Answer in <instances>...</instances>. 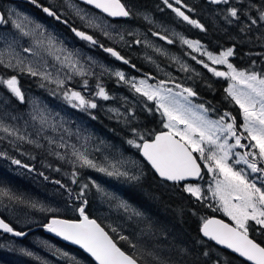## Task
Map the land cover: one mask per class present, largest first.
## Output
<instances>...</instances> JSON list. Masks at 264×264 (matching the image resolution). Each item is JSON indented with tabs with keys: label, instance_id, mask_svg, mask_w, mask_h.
Returning <instances> with one entry per match:
<instances>
[{
	"label": "snow or ice",
	"instance_id": "snow-or-ice-1",
	"mask_svg": "<svg viewBox=\"0 0 264 264\" xmlns=\"http://www.w3.org/2000/svg\"><path fill=\"white\" fill-rule=\"evenodd\" d=\"M84 2L93 5L110 17L126 18L132 15L131 10L121 0H84ZM209 2L214 5H230V0H209ZM31 3L38 8H42L43 12L48 16L55 17L58 21L61 20V16L51 7L40 5L38 0H31ZM65 3H68L69 7L75 8L69 0H65ZM163 3L177 17L200 28L202 31L207 30L203 24L197 20L190 19L189 15L182 10V7L188 8L187 5L183 4V0H172V2L163 0ZM174 5H181L182 7ZM242 8L243 0H236V5L228 6L222 13L223 19L229 25L234 22L241 23L242 18L246 19L248 23L243 24L240 28L242 33L250 30L249 25L264 22V5L257 7L252 0H248L247 8H244L243 11L241 10ZM253 9L256 11L255 17L252 15ZM75 14L88 27L101 29L105 37L115 38L112 33L104 30L100 24L96 23L95 18L82 14V10L75 9ZM144 19L152 23L148 16H145ZM9 21L22 36L32 38L35 47L43 48L48 55H54V58L63 67H67L70 72L81 77L95 75L91 70L95 65L94 61L86 68L77 58V54L69 52L62 47H57L55 38L51 34H47L40 24L35 23L22 13L15 12L13 9H9L6 13L0 12V25L7 24ZM63 23L67 24L68 22L64 20ZM71 31L77 37L88 41L93 46L99 43L97 39L85 31L78 30L75 27H72ZM117 35L120 41H125L124 33H117ZM127 35L132 36L133 33L128 32ZM152 35L166 40L169 44L173 43V40L166 35H161L160 32H152ZM180 40L182 44L187 45L194 52H201L203 56H206L211 65L226 66L227 71H221L203 60L197 61V63L203 64V67L214 76L228 79L229 83L225 92L227 97H230L231 101L239 107L243 120V123L239 125V129L242 131H238L236 118L228 112H224L218 119H210L207 115L209 110L203 104L194 105L192 103L190 97L197 95L192 88L175 84V88L180 89V91L176 92L172 87L167 86L172 83L171 80H161L158 84L152 85L148 83L147 79L138 81L135 78L128 79L123 71L117 70L110 72V74L117 77L118 82L129 85L135 93L141 94L147 101L155 102L156 111L160 112L164 118L163 128L166 129V131L155 133L152 138H145L136 128H132L133 137H139L140 142L138 143L133 138L129 139L127 143L139 150L162 182L179 183L190 178L202 179V170L206 169L211 176V183L207 191L217 204L215 210L222 211L228 218V222L215 217H202L199 228L200 233L219 245H225L228 249L246 258L247 261L253 262V264H264V246L250 238V232H257L264 236V74H258L255 71L238 70L229 62V58L235 54L234 47H229L218 54H214L204 49V46L198 40L193 41L182 36ZM0 41H4L3 36H0ZM4 42L6 43L4 51L14 52L13 44L15 41L11 43ZM141 42L139 38L133 41L135 44H140ZM143 43L151 46L146 39ZM100 47L104 52L123 61V63H130L114 48L104 47L102 44ZM23 51L30 52L37 57L40 56V53L35 52L32 46L24 48ZM155 51L161 52V49L156 48ZM60 53H63V58H61ZM2 55L3 53L0 52V64L4 63ZM11 58L10 56L9 59ZM192 59L196 60V57L193 56ZM19 65H24V61L19 59L17 55L16 65L8 63L6 67ZM45 67H47L46 61ZM133 67L135 66L133 65ZM182 68L185 71L188 70L187 66L182 65ZM20 71H27L32 76H40L43 80H47L50 83L54 82L57 85V90H62L64 100L74 108L87 110L97 107V103L93 99H87L81 91L66 88L64 79L56 78L53 80L51 72L40 71L30 64L20 67ZM105 71L110 70L105 69ZM71 78V76L68 77V79ZM0 85L5 86L20 101L24 100V95L15 75L7 79L0 77ZM84 88L85 90L88 89L87 79L84 80ZM91 95L104 100L110 99L109 94L100 83H97L96 91L91 93ZM111 111L119 112L118 109H111ZM32 118L33 120H39L42 127L50 126L55 130L54 123L49 125V118L43 112L33 115ZM0 131L16 137L19 141H26L30 144H36L37 147H42L36 141L19 133L18 129L7 126L2 121H0ZM230 137L234 142H230ZM46 139H48L49 145L57 143L51 138ZM243 140H248L249 143L246 145L242 143ZM57 147H66V145L57 144ZM72 149L71 156L75 157V159H70L69 162L74 167L71 174L73 184L78 183L76 178L79 173L75 170L77 163H79L80 167L95 169L109 177H123L130 181H138L141 178L142 174L132 175L129 171L122 170V165L119 162L108 161L107 164H98L89 158L86 149L81 151L75 146H72ZM237 149H244V151L240 152ZM50 154L56 155L61 160L65 159V156L59 152ZM5 155L6 153L0 152V156ZM105 159L107 160V158ZM12 163L21 165V161L18 159H12ZM240 165L246 167H238ZM23 167L28 168L29 171L33 170L27 164L23 165ZM56 170L59 171V169ZM40 175H43V173H40ZM45 179H48V177H45ZM54 182L66 188L59 180ZM90 186L96 188L98 192L109 196L110 199H117L116 206L122 208L126 213H131V216L142 217L143 214L141 212L132 209L126 202L118 200L111 194L105 193L101 186L92 180L80 185L79 193L75 196L76 200H82ZM66 191L69 197L73 195L72 189L66 188ZM183 191L190 194L197 201L207 199L202 187L199 185L184 183ZM0 197H8L9 200L29 203L31 207H37L36 203L23 201L20 197L14 196L4 189H0ZM86 204L87 200H83L79 207L74 208V211L79 213L78 219H60L53 216L48 223L44 224V228L64 240L79 245L94 258L96 264H138L135 254H128L118 247L112 236L95 219H91L86 214ZM41 210L47 212L58 211L57 209L44 208L43 206H41ZM178 211L179 214H183V209ZM0 229L15 236L25 235L24 232L15 231L3 219H0ZM112 231L115 232L117 230L113 228ZM118 239L127 241L132 248L137 247V245L132 244L127 236L119 235ZM21 251L24 250L21 249ZM179 251L182 256L191 254L186 248H181ZM26 254L32 255L30 252ZM148 255L153 256V259L158 264H169L168 261H160V258L154 256L151 252ZM202 255L207 258L203 261V264H209L211 260L210 253L205 251ZM196 260L198 261L199 258L197 257ZM214 264H219L218 258Z\"/></svg>",
	"mask_w": 264,
	"mask_h": 264
},
{
	"label": "rangeland",
	"instance_id": "rangeland-1",
	"mask_svg": "<svg viewBox=\"0 0 264 264\" xmlns=\"http://www.w3.org/2000/svg\"><path fill=\"white\" fill-rule=\"evenodd\" d=\"M253 1H261V0H252ZM65 0H59L60 4H63ZM69 2L75 6V8L69 7L68 3H66V10L70 12L76 19L78 23H80L83 27H85L90 33L95 35V38L99 41H105L109 45H105L107 47H118V49H127L136 52L135 58L145 61L146 63L150 64L151 68H143L140 64L135 60V62H131L129 64H116L114 62H111L106 58L103 54L99 53L93 46L85 48L87 45L82 43H75L74 40H77L75 37H73L71 34H67L65 32H62L60 30H57V28L49 23V20H43V16H38L35 12L32 10L26 8L25 4L19 2V3H8L7 0H5L4 6L7 7L4 9L5 13L9 9L15 10V12L22 13L23 15L27 16L29 19L34 21L37 24H40L45 32L47 34H51L56 41L57 47H62L66 49L69 52L77 54V58L80 60L82 64L85 65L87 68L89 64H91L92 61L95 62V65L92 67V71L95 73L93 76H84L86 79H89L88 77H91L92 81L90 82L88 80V89L85 90L84 88V77L75 75L74 73L70 72V70L67 67H63L59 61H57L54 58V55H48L47 52L43 50V48L35 47L33 45L32 38L30 37H24L22 36L17 29H15L12 25V23L9 21L7 24H2L0 26V36L4 37V41H7L8 43H11L15 41L13 44L14 52L9 53L7 51H4L6 48V43L4 41H0V52L3 53L2 58L4 60L3 64H0L7 68L9 71H11L13 74H10V76L15 75L18 79L19 86L21 88V91L24 95V100L20 101L16 97L13 98L10 94L7 93L8 89L0 85V121H2L5 125L10 126L14 129H18L19 133L25 135L26 137H29L30 139L36 141L38 144L42 145L46 150H50L49 152H59L61 155L65 156V159L62 161L69 162L70 159H75V157L71 156L72 152V146H75L77 149H80L81 151L87 150V154L89 155V158L96 161L98 164H107L108 161H114L119 162L122 165V170L129 171L132 175H141L140 180L138 181H130L123 177L116 178V177H109L105 173H101L96 171L95 169L91 168H83L79 166V163L76 164L75 168L76 171L79 173L81 170H86L89 173L92 172L96 176L92 177L91 180L95 181L98 185L101 186V188L104 190L105 193L111 194V196H114L118 198L120 201H124L129 205L132 209L141 212L143 215L142 217H135L131 216V213H126L122 208H118L117 205V199H110L109 196L104 195L101 192H98L96 188L92 187V191H94L93 194V201L91 203V200L89 201L88 210H92L93 212H97V214L103 218V221L105 224L110 228L112 231L113 228H115L117 231L113 232L115 234H118L119 232L123 234H127V230H133V229H127L125 227H133L137 225L141 221H145L148 219L147 213H143L142 207L138 208L137 206H131L129 203H131L128 199L125 198L124 194H122V191H125L127 188L131 186L137 185L141 179L146 178V174L143 169L142 162L140 159L133 153H130L127 151V153H122L123 149L114 150L110 148L108 145L107 140H104L102 137L98 136L96 133L97 131L92 129L89 126L88 121L82 117V115L78 114L68 106H65L62 104V102H51L47 98L39 95L36 93L35 89L42 88L44 86L42 85H52L55 89H57V85L52 82L50 83L47 80H43L40 76H32L27 71L21 72L20 67H23L24 65H31L32 67L38 68L40 71H48L51 72L53 80L56 78L64 79L65 80V86L66 88H71L76 91H81L82 94L87 99H93L97 105H101L109 115H116V114H122V117H131L129 113H132L133 108H141V102H151L152 107L156 110V104L154 101H147L145 97H143L141 94L135 93L134 90L130 88L129 85L123 84L126 87L127 94L122 90H114L108 87V82L113 80H118L117 77L114 75H111L110 72L112 71H123L125 73L126 78L132 79L135 78L137 81L140 79H147L149 84L156 85L161 80H171L172 82H179L182 79L180 78V75L178 73H181L186 71L182 68V70L179 68L178 65L173 64L170 66L168 70H166L168 67L165 66V64L157 63V60L162 61H169L166 57H170L172 61H174L176 64H180L181 62H187L189 57H193L192 53H189V55L180 56L176 53L174 49L165 48V45L159 41L158 39L154 38L148 31H153V26H158L155 24L156 21L164 22L165 17L163 15L157 14L156 18L154 16L147 15L146 13L141 14L144 18L145 16H148L152 23H150L148 20L144 19V22L146 24H133L132 21L129 22V20H112L107 16H104L100 13H97L95 10L90 9L84 5H81L80 3H75L72 0H69ZM236 0L232 4L235 5ZM243 5H248V0H243ZM228 7L226 5H221ZM232 6V5H231ZM46 7V6H45ZM224 8V7H223ZM75 9L82 10V14H86L89 17L95 18V22L100 24L104 30L109 31L112 33V35L115 37L114 39L105 37L103 35V31L101 29L88 27L84 21H81L79 17L75 14ZM135 13L138 15V11L134 10ZM140 14V13H139ZM215 26V23L213 24ZM151 26V27H150ZM73 27V26H72ZM263 34H264V25H261ZM76 28V27H75ZM155 30V29H154ZM132 32V36H128L127 33ZM255 35L261 34V30L259 28V25H257V30H254ZM117 33H124L125 34V41H120L119 36ZM184 36V35H183ZM137 38H139L142 42L140 44H135L133 41H135ZM147 40L151 46H148L143 43L144 40ZM178 43L182 45V42L180 40V37H178ZM201 44L204 46V49L213 52L214 54H218L220 51L227 49H221L220 51H213L211 49H207L203 42ZM184 45V44H183ZM182 45V46H183ZM32 46L35 52H39L40 56H34L30 52H24L23 49L26 47ZM187 46V45H185ZM159 48L161 49V52H156L155 49ZM190 49V48H189ZM193 51L192 49H190ZM194 52V51H193ZM198 55H200V52H195ZM17 55L19 59H22L24 61V65H19L16 67H6L8 63H11L13 65H16L17 63ZM61 58H63V53H60ZM12 57L9 59V57ZM106 58L103 60V58ZM175 57V59H173ZM197 57V56H195ZM91 58V60H89ZM170 59V60H171ZM206 63H209L210 66L211 62L207 60L206 56H203L201 54V59ZM45 61L47 62V67H45ZM230 62V60H229ZM190 64V63H189ZM133 65L135 67H133ZM103 66V67H101ZM182 67V66H181ZM218 70L221 71H227V68L225 65H215ZM193 67L187 66V69H192ZM105 69H108L110 71H105ZM238 70H244L242 68H237ZM201 71L203 72V75L205 77H209L213 75L211 72H209L206 68L203 67V64H201ZM24 76V77H22ZM71 76V79H68V77ZM4 79H7V77H2ZM29 79V78H35L40 84H37V86L34 89L27 88V86L21 85V79ZM75 79L79 80V87L72 86V83L75 82ZM225 89L228 87V79L225 77ZM182 82V81H181ZM93 83V84H92ZM97 83L102 84V86L105 88L107 93L109 94L110 99L104 100L99 97H94L91 95V93H94L96 91V85ZM183 83V82H182ZM168 87H172L174 91L178 92L180 89H176L175 86L172 84H168ZM57 92H51L48 91V96L51 97H58V99L65 101L62 95V90H56ZM227 94V93H226ZM191 101L194 105H200L203 104L205 108H207L209 111L207 113L208 117L210 119H218L220 115H222L217 108L212 107L210 104L205 103L201 100V102H197L195 99L191 98ZM123 101H125L123 103ZM67 102V101H65ZM117 102V103H116ZM68 103V102H67ZM127 103L125 106L124 104ZM69 104V103H68ZM235 104V103H234ZM70 106H72L70 104ZM238 111V130L239 125L243 123L242 116L240 115V110L238 105L235 104ZM145 107H147L145 105ZM74 108V107H73ZM148 108V107H147ZM75 110H79L82 114L86 113L89 114L86 110L80 109V108H74ZM111 109H118L119 112H113ZM149 110V109H148ZM146 110V111H148ZM43 112L46 117L49 118L48 123L49 125L53 124L55 125V130H53L50 126H44L42 127L39 120H33V115H38L39 113ZM158 112V111H157ZM159 115L162 118L161 127L163 128V117L161 113L159 112ZM15 117V119H13ZM136 117L132 118L135 119ZM87 122V124H86ZM91 123V121H89ZM230 122V121H229ZM100 138H98V137ZM0 138L5 139L7 141H10L11 143L17 144V143H27L26 141H19L14 136H10L2 131H0ZM51 138L55 140L57 143L49 145L48 139ZM230 142H234L232 138H229ZM139 142V140H137ZM242 143L246 144V140H243ZM30 144V143H28ZM57 144H64L66 147H57ZM36 145V144H33ZM99 149V150H97ZM113 150V151H112ZM237 151L243 152L244 149H237ZM57 157L56 155H54ZM58 158V157H57ZM107 158V160L105 159ZM61 160V159H60ZM69 164H72L69 162ZM73 167V164H72ZM238 167H246L244 165H240ZM82 174L79 173L77 176L80 178ZM83 179V178H82ZM71 181H72V175H71ZM184 183H192L196 184L202 187L204 191L205 197L207 199H204L205 204L212 210H215L217 207L216 202L212 199L211 194L207 191L209 184L211 183V176L207 173L206 169H203V178L199 181H192V182H184ZM182 184V186L184 185ZM81 185V184H80ZM259 186V185H258ZM156 187H161L156 186ZM162 188V187H161ZM80 190V186L78 188V191ZM59 194V199L57 205L53 208L57 209L56 212H47L46 213H70V215H76V211H74V208L79 207V205L83 202V200H86V196L89 193V196L91 195V191L83 197L82 200H76L74 197H69L67 192L60 193L58 190L56 191ZM190 195V194H189ZM144 197H152L148 192L143 191V198ZM194 198V197H193ZM151 200V199H150ZM153 203V201L151 200ZM144 202L142 201V204ZM144 207L147 209V206L144 205ZM87 209V204H86ZM100 209L103 213L100 212ZM11 212H8L4 208L0 207V212L8 219L12 220L16 225L21 226L22 228L31 227L34 225H40L37 224L38 220L36 217L31 219L29 221V218L22 217L25 215H21V213L14 211L10 208ZM216 211V210H215ZM100 212V213H98ZM217 213L223 215L226 217L222 211H216ZM40 213V211H39ZM161 213H164L161 211ZM41 215V214H40ZM40 215L38 217H40ZM121 215H124V220L132 224V226L129 223H121ZM131 216V218H129ZM96 217V216H95ZM98 217V218H100ZM227 218V217H226ZM228 219V218H227ZM29 221V222H28ZM145 224H141L140 227H144ZM139 227V225H138ZM1 234V233H0ZM140 234V235H139ZM148 233V230L146 231H140L138 234H134L135 239L140 240L141 235H145ZM163 235L161 230H158L156 232H152V235L149 237L151 239L155 238L156 236ZM25 240H27L26 243L20 242L17 240L15 242V248L14 249L11 244L14 242H2L0 243V264H88V262L81 258L74 253L70 254L65 249L60 247L55 242L49 240L47 237L39 235V234H29L26 235ZM23 249L24 251H21ZM30 252L32 255H27L26 253Z\"/></svg>",
	"mask_w": 264,
	"mask_h": 264
},
{
	"label": "trees",
	"instance_id": "trees-1",
	"mask_svg": "<svg viewBox=\"0 0 264 264\" xmlns=\"http://www.w3.org/2000/svg\"><path fill=\"white\" fill-rule=\"evenodd\" d=\"M39 2H41V0L38 1V3ZM121 2L131 10L132 15L129 17V22L132 21L133 24H146L141 14H151L150 16H154L156 18L154 15L155 12L164 8L159 0H121ZM253 3L256 2L254 1ZM226 8L227 7L225 6L214 5L206 2L205 0H201V24H203L207 29L206 31L201 30V39L207 43L211 50L215 51L227 48L230 46L231 42H235V54L231 57V61L234 63H240L239 65L244 68L251 67L257 69L260 74H264V34L261 27L262 24L264 25V22H259L256 25H249L250 30L242 33L240 28L243 24L248 23L247 20L242 18L241 23L234 22L229 25L223 19L222 15ZM244 8H247V6L243 5L241 10L243 11ZM34 9L35 11L41 12V8L36 7V5L34 6ZM134 10H137L140 14L138 13L137 15ZM159 14L166 17L165 12ZM252 15L255 17V9L252 10ZM214 23L215 26L213 25ZM257 25H259V28L262 31L259 35H255L254 32V30H257ZM92 36L95 38L94 34H92ZM248 40L252 41L253 48L251 56L249 52V47L251 45L248 43ZM86 44L89 45L88 43ZM101 44L104 46L109 45L105 41H101L99 45ZM93 47L111 62L121 65L125 64L116 60L110 54L103 52L99 46L95 45ZM113 48L117 49L116 47ZM117 51L129 60L130 63L135 62L134 59L125 54L124 51L121 52L118 49ZM10 74L13 73L4 66L0 65V77L9 78ZM181 74H184L183 76L186 75L184 72H181ZM88 78L89 79L87 80L91 82V77ZM217 79H214L213 76L205 77L201 71V87L195 84V89L201 91V97L209 101L214 102V98L217 99L219 97V100L232 106V113L235 116H238L237 108L232 105L231 98L227 97L222 90L223 82ZM79 80L75 79L72 86L79 87ZM37 84L40 83L35 78L21 79V85L27 86V88L34 89L39 87ZM43 86L44 87L40 89H35L37 94L47 98L51 102H62L63 105L68 106L78 114L82 115V117L88 121L89 126L97 131L96 133L98 136L108 141L106 146L108 145L114 150L123 149L120 151L122 153H127V151H129L130 153L135 154L142 162L146 178L143 180L141 179L137 185L131 186L125 191H122V194H124L125 198L131 202L129 203L131 206H137L138 208L142 207L143 213H147L148 219L139 222L133 227H125L126 230L133 229L127 230V234H123L121 232L118 234L113 233L97 212L88 210L89 201L91 200V203L93 201L94 191H92L91 186L86 191V194L88 191H91V195L89 196L88 193L86 196V214L95 218L110 234V236H112L121 249L128 254H135L140 264H158V262L153 259V256L148 255L149 252L153 253L154 256L159 257L160 261H168L169 264H203V261L207 259L202 255L205 251H208L211 256L209 264H214L217 258L219 259V264H249L229 251L214 245L209 239L200 235L199 226L201 218L210 215H220L219 213L210 209L205 204V201H197L188 193L184 192L182 186L183 183L162 182L161 179L156 177L147 163L140 158L137 153V148L127 143L129 139L135 138L136 140H139V137H133L131 131L132 128H136L138 132L145 136V138L150 137L153 132L162 128V118L159 115V112L152 107L151 102H141V108H133L132 113H129L131 114L129 115L131 117H122L123 115L120 113L116 115L114 114L113 116L109 115L106 111H104L101 105H97L95 109H87L86 111L89 112V114H82L79 110H75L67 102L58 99V97L48 96L49 90L51 92H57V89H55L52 85ZM108 87L118 91L122 90L127 94V91H125V85L122 82H118L116 79L109 81ZM7 93L10 94L9 91H7ZM10 96L15 98L13 95ZM124 102L125 101H123V103ZM126 104L127 103H125L124 106ZM145 105L148 108L145 107ZM134 117L136 118L132 119ZM89 121H91V123ZM49 151L44 147H37L33 144H14L0 138V152L6 153L5 156H0V189L7 190L14 196L20 197L23 201L34 202L37 204V207L33 208L29 205V203H20L18 201L9 200L8 197H0V207L4 208L8 212H11V208L16 212L21 213V215H25L21 216V220L22 217L29 218V221L36 217L38 220L37 224L40 225L43 224L50 215H60L70 218L75 217L76 215H70V213L49 214L42 211L41 206L48 208L57 205V199H59V194L56 192L57 190L60 193H66V188H70L73 192L72 197L76 196V194L79 193L78 188L80 184L89 182L92 177L96 176L92 172L89 173L86 170H81L79 173L82 174V176L78 178V183L73 184L71 181V174L74 170L72 164L60 160L55 157L54 154H50L51 152ZM12 159L20 160L21 165L13 164ZM25 164L29 165V167L33 170L29 171L28 168L23 167ZM56 169H59V171ZM76 169H78V167L75 168V170ZM40 173H43V175H40ZM45 177H48V179H45ZM57 180H59L62 185H65L66 188L56 184L54 181ZM159 185L162 188L156 187ZM143 191L148 192L152 196L150 199L153 203L149 197L143 198ZM142 201L144 202L143 204ZM144 205L147 206V209ZM179 209H183L182 215L179 214ZM161 211L164 213H161ZM100 212L103 213L101 209ZM39 215L40 217H38ZM0 216L9 222L13 228L22 229L21 226L19 227V225L15 224V221L14 223L12 220L6 218L1 212ZM120 221L123 224L129 223L124 220V215H121ZM141 224H145V226L140 227ZM130 225L132 226V224ZM146 229L150 235H141L140 240L135 239L134 234H138L140 231H146ZM158 230H161L163 235L156 236L153 239L149 238L152 235V232H156ZM32 233L45 236L65 249L68 253H74L75 255L84 258L88 264H94L91 259L85 256L77 248L61 243L60 241H57L45 234L41 227H37L27 235ZM119 235L129 237L132 244L137 245V247L132 248L127 241L119 240ZM25 237L26 236L20 239H15L14 237L8 236L6 233H1L0 243L5 241L14 242L11 246L16 249L15 242L19 240L20 242L26 243L27 240H25ZM250 237L264 246V236H261L257 232H250ZM181 248L188 249L191 254L182 256L179 251ZM197 257L199 258L198 261L196 260Z\"/></svg>",
	"mask_w": 264,
	"mask_h": 264
},
{
	"label": "flooded vegetation",
	"instance_id": "flooded-vegetation-1",
	"mask_svg": "<svg viewBox=\"0 0 264 264\" xmlns=\"http://www.w3.org/2000/svg\"><path fill=\"white\" fill-rule=\"evenodd\" d=\"M2 1H3V3H5V0H0V7L3 10L7 7L8 3L12 4V3L21 2V3L25 4L26 8L32 10L33 12H35L40 17L43 16V20L44 21L46 19L49 20L50 21L49 23L53 24L57 28V30H60V31L65 32L67 34H71L73 37H75V36L73 35V32L71 31L72 26L81 28L83 30L85 29L86 31H88L85 27H83L80 23H78L76 21L75 17L70 12H68L66 10V3L65 2L63 4H60L59 0H45V1L41 0V2H39L40 5L51 7L54 11H56L57 14L61 16V20L58 21V20L55 19V17L48 16L46 13H44L42 11V8H41V12L40 11L39 12L35 11V9H34L35 5H33L31 3V0H7L6 6H4L5 4H2ZM38 1H40V0H38ZM72 1L73 2L75 1V3L77 2V3H80L81 5L86 6L84 3L79 2L77 0H72ZM159 1H161V3H162L164 8H161L160 11L155 12L154 15L156 16L159 13L165 12L166 13V17L164 19V22L156 21L155 24H157L158 26H153L152 27L153 31H148V32L151 35H152V32H160L161 35H166L169 39L173 40V43L169 44L166 40H162L158 36H153L152 35L154 38H156L159 41H161L165 45V48L167 47V48H170V49H174L176 51V53L179 55V57L183 56V58H185L184 56L189 55V53H192L193 55H195L197 57H196V60H193L192 57H189L187 62H184V63L181 62L180 64H176L174 61H172V59L170 57H166L169 61L157 60V63H162L163 62L165 64V66L168 67L166 70H168L170 68V66H172L173 64L178 65L181 70H182V67H181L182 65L183 66L193 67L192 69H188L186 71L187 73H185L186 74L185 76H183L184 74L178 73L180 75V78L182 79L181 81L183 83L181 81H179V82H172L171 84L173 86H175V84H181L183 87L192 88L197 93V95L195 97H191V98L195 99L197 102H201V100H202L205 103L210 104L212 107L217 108L218 111L221 114H223L224 112L230 113L231 116L236 118V123H237L239 119H238V116H235L232 113V111H231L232 108H233L232 106H230L227 103L222 102L221 100H219V97L217 99L214 98V102L209 101V100L201 97V91H198V90L195 89V86H194L195 84H197L198 86L201 87V63H197V61L201 59V52H200V55H198L197 53L191 51L188 46H185L183 44H182L183 45L182 46L181 44L178 43V37L182 36V37H184L186 39L193 40V41H197L198 40V41H200V43L203 42V44L205 45V47L207 49H210L208 47L207 43H205L201 39V29L189 24L188 22L184 21L182 18L177 17L176 14L171 9L167 8V6L163 3V0H159ZM170 2H172V0H170ZM233 2H234V0H230V6L234 5V4H232ZM255 2H256L255 4L257 5V7H260V6L264 5V0H261L260 2L259 1H255ZM183 4L187 5L188 8H183L181 5H174V6L182 7V10L185 11V13L187 15H189L190 19L197 20L199 23H201V0H183ZM221 5H223V4H221ZM189 9H191V11H189ZM196 12H197V14H196ZM195 14H196V16H195ZM64 20H66L68 23L67 24L63 23ZM76 39L77 40H74L75 43H82V44L88 43L89 45L86 44L87 46L85 48L93 46L89 42H85L82 39H78V38H76ZM248 43L251 45L249 47V52H250V56H251L252 55V48H253L252 47V41L248 40ZM234 44H235V42H231L229 47H234ZM97 46L100 47V45H97ZM229 47H227V48H229ZM117 49H118V47H117ZM118 50L121 51V52L124 51V53L129 55V56H131L134 59V61L135 60L137 61L138 58L137 59L135 58V56H136V52L135 51L133 53V51L127 50L125 48L118 49ZM213 51H215V50H213ZM218 51H220V50H218ZM102 58H103V60L106 59L104 57H102ZM138 60L139 61L137 63L140 64L143 68H147V69L151 68L150 64L146 63L143 60H140V59H138ZM229 60L236 68H242V69L248 70V71H255L258 74H260L259 71H257V69H254V68H251V67L250 68H244L243 66L239 65L240 63L232 62L231 61V57L229 58ZM251 63H252V61H251ZM211 76H213L214 79H217L216 76H214V75H211ZM224 78L225 77H218V79L223 82L222 90L225 93L224 85H225L226 81H225ZM225 95L227 96L226 93H225ZM232 105L235 106L233 101H232ZM248 143H249V141L246 140V145Z\"/></svg>",
	"mask_w": 264,
	"mask_h": 264
},
{
	"label": "water",
	"instance_id": "water-1",
	"mask_svg": "<svg viewBox=\"0 0 264 264\" xmlns=\"http://www.w3.org/2000/svg\"><path fill=\"white\" fill-rule=\"evenodd\" d=\"M77 1H80V2H82V3H84V4H86V5H88V6H90V7H92L93 9H95L96 11H98V12H100V13H102V14H104V15H106L107 17H109V18H111V19H119V20H121V19H124L125 17H110V16H108L106 13H103V12H101L99 9H96L93 5H89V4H87V3H85L84 2V0H77ZM205 1H208L209 2V0H205ZM1 12V11H0ZM78 29V28H77ZM78 30H81V29H78ZM82 31V30H81ZM87 33V32H86ZM89 34V33H88ZM73 35L75 36V37H77L76 35H75V33H73ZM78 39H80L79 37H77ZM110 47V46H109ZM113 48V47H112ZM115 49V48H114ZM103 50V49H102ZM116 50V49H115ZM117 51V50H116ZM115 58V57H114ZM116 59V58H115ZM116 60H118V59H116ZM118 61H120V62H123V61H121V60H118ZM160 131H166V129H161V130H159V131H156V132H154L153 133V135L150 137V138H152L153 136H154V134L155 133H157V132H160ZM140 142V141H139ZM138 154L143 158V156L141 155V153L139 152V150H138ZM143 160L148 164V162L143 158ZM149 165V167L151 168V165L150 164H148ZM151 170L153 171V173L158 177V178H160L159 176H158V174H156L155 172H154V170L151 168ZM161 179V178H160ZM198 178H190L189 180H187V181H195V180H197ZM170 182V181H169ZM53 216H56V217H58V218H60V219H78L79 218V213H78V216L76 217V218H70V217H64V216H60V215H50L49 217H47V219H46V221L43 223V224H41V225H38V226H36V225H34V226H32V227H27V228H25V229H22V230H20V229H16V228H14V230L15 231H20V232H24L25 233V235L28 233V232H30V231H32V230H35L37 227H41L42 229H43V232L45 233V234H47V235H49L50 237H52V238H54V239H56L57 241H60L61 243H64V244H67V245H70V246H72V247H75V248H77L79 251H81L85 256H87L89 259H91V261L94 263V264H96V262H95V260H94V258H92L91 256H90V254H88V253H86L79 245H77V244H74V243H72L71 241H67V240H64L62 237H59V236H57L56 234H54V233H51V232H49V231H47L45 228H44V224H46V223H48V221L53 217ZM90 217V216H89ZM207 217H215L216 219H222V220H225V222H228V220H226L225 218H223V217H221V216H218V215H210V216H207ZM91 219H95V218H93V217H90ZM0 219H3L1 216H0ZM6 223H8L9 224V222H7L5 219H3ZM96 220V219H95ZM97 221V220H96ZM97 223H99L98 221H97ZM10 225V224H9ZM101 225V224H100ZM200 225H201V223H200ZM11 226V225H10ZM101 227H102V225H101ZM104 228V227H103ZM199 228H200V226H199ZM106 231V230H105ZM0 232H2V233H4V231L2 230V229H0ZM200 232V231H199ZM5 233H7V235L8 236H11V237H14V238H18V239H20V238H22V237H24V236H15L14 234H12V233H8V232H5ZM110 235V234H109ZM200 235L202 236V237H204L203 235H202V233H200ZM204 238H207V239H209L208 237H204ZM251 238V237H250ZM210 240V239H209ZM213 244H215L216 246H218V247H220V248H223V249H225V250H227V251H229L230 253H232V254H234V255H236L237 257H239L240 259H242V260H244V261H246V262H248V263H250V264H253V262H251V261H247L246 260V258H244V257H241L238 253H235V252H233L231 249H228L225 245H219V244H217L215 241H212V240H210ZM119 247V246H118ZM123 250V249H122ZM124 251V250H123ZM127 253V252H126ZM138 264H140L139 262H138Z\"/></svg>",
	"mask_w": 264,
	"mask_h": 264
}]
</instances>
